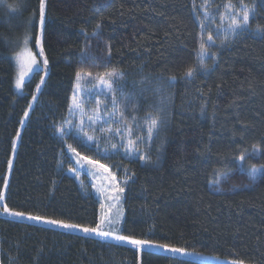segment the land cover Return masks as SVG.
<instances>
[{"label":"trees","instance_id":"16d2710c","mask_svg":"<svg viewBox=\"0 0 264 264\" xmlns=\"http://www.w3.org/2000/svg\"><path fill=\"white\" fill-rule=\"evenodd\" d=\"M196 5L47 0L41 55L35 44L39 0H3L0 264H264V4L254 7L252 31L214 49L216 60L211 55L206 68L197 59L204 36ZM26 34L37 70L19 89L16 54ZM189 68L191 78L185 76ZM77 72L117 74L118 111L139 127L149 114H159L162 126L153 138L146 128L136 158L97 155L75 135H60ZM68 149L126 180L120 234L185 254L137 250L4 214L6 203L12 210L97 226L99 201L87 179L68 174L74 168Z\"/></svg>","mask_w":264,"mask_h":264},{"label":"rangeland","instance_id":"374dc122","mask_svg":"<svg viewBox=\"0 0 264 264\" xmlns=\"http://www.w3.org/2000/svg\"><path fill=\"white\" fill-rule=\"evenodd\" d=\"M196 1V16L199 27L204 36L203 42L209 49V54L205 57L208 59L214 52V49H221L226 41L231 39L233 35L228 30V24L231 19L236 16L237 12H242V5L254 9L255 5L264 4V0H195ZM2 3H0L1 5ZM231 4L232 8L228 5ZM254 16V12L250 13V20ZM249 20V23H250ZM251 32L249 25L243 29H237V34L241 32ZM228 33L227 40L225 34ZM211 35L215 43L208 41V36ZM23 51V50H22ZM20 51V52H22ZM16 54V58L18 54ZM17 60V59H16ZM204 60V61H205ZM213 60L216 57L213 56ZM18 63V61H17ZM41 63V70L43 69ZM19 71L16 76V81L19 79L21 66L18 63ZM37 70V63L32 66L31 71L23 78V85L28 82ZM44 71V70H42ZM42 74V78H43ZM104 75H81L79 81L74 83V88L69 105L68 115L59 129L60 135L73 134L78 137L83 143L92 147L97 155L108 157H122L134 159L140 154V146L142 144L141 135L148 128L147 123L143 122L140 127L134 120H126L118 111V86L117 79L114 77H105V83L102 84L99 77ZM42 78L38 81L35 92L38 91L42 84ZM112 81V88H108V82ZM77 97L79 108L73 107V96ZM117 103L113 104V99ZM32 101L30 105H32ZM131 129V131H129ZM88 137H92L91 140ZM129 140L134 141V144H129ZM117 147L113 148L112 145ZM74 168L68 172L78 182H84L87 179L92 187V191L99 201V219L98 224L103 231H112L120 234V226L123 221L122 194L123 192H115L113 189L118 185L124 189L126 184L125 179H119L111 169L108 170L115 175L116 180L113 182L108 172L100 168L98 164L88 162V158L77 155V152L68 149ZM91 160V159H90ZM99 164H101L99 162ZM104 165V164H103ZM257 171H251V175H257ZM18 218V217H17ZM28 222L45 225L46 223L37 222L25 219ZM49 226V224H47ZM78 231V230H76ZM80 232V231H78ZM83 233V232H81ZM85 234V233H84ZM105 241L118 242L111 238H101L95 234H87ZM123 243V242H122ZM130 245V244H129ZM132 246V245H130ZM134 247V246H133ZM164 250L158 247H151ZM165 251V250H164ZM171 253L170 251H166ZM173 253V252H172Z\"/></svg>","mask_w":264,"mask_h":264},{"label":"snow or ice","instance_id":"6c2138e0","mask_svg":"<svg viewBox=\"0 0 264 264\" xmlns=\"http://www.w3.org/2000/svg\"><path fill=\"white\" fill-rule=\"evenodd\" d=\"M3 0H0V3H2ZM46 5H47V0H39V25H40V35L35 36V44L36 46L40 47V54H43V46H42V36H43V30H44V24H45V18H46ZM9 7H18V5L13 6V5H9ZM229 8H232V5L229 4L228 5ZM242 7V12H237L236 16H234L230 23L228 24V30L230 32L231 35L235 36L237 34V29H243L246 28L249 25V20H250V13L254 12V9L252 8H248L247 6H241ZM99 28V25L97 26ZM94 37L98 36L97 32L93 33ZM227 36L228 33L225 34V40H227ZM31 39V36L26 34L25 38H24V49L22 52H20L17 56V61L21 66V71L19 74V79H17L16 81V86L17 88L21 87V85L23 84V78L25 75H27V73L29 71H31V68L33 65L36 64V56L32 54L31 50L28 48V44L29 41ZM208 41L211 43H215V41L213 40V37L211 35L208 36ZM209 54V49L206 47L205 42L201 41L200 45H199V53H198V61H199V65L202 68H206V65L204 63L205 57ZM213 56H215V52L211 53ZM44 65L47 66L48 61L47 59H44L43 61ZM194 73V69L193 68H189L186 72H185V76L187 78H191L193 76ZM88 75H91L90 73H88ZM105 77H114L115 79H119V77L117 76V74L115 73H105L104 76L99 77L100 81L102 84L105 83ZM81 78V73L77 72L76 73V79L77 81H79V79ZM173 80L175 79V77L172 78ZM108 88L110 91H114V89L112 88V81L108 82ZM39 89V86H38ZM36 97H33V100H35ZM73 107L74 108H79L80 105L79 103H77V97L74 95L73 98ZM117 103V101L115 100V98L113 99V104L115 105ZM31 108V105H29V109ZM28 118V111L24 112V119ZM21 125H23L24 120H21ZM145 123H147L148 125V138H153L155 133H158L160 127L162 126L163 121L161 120L159 114H157L156 116H152L151 114H149V116L146 118ZM60 131H62V129H59ZM129 131H131V129H129ZM17 138H19V133H17ZM89 140L92 139V137H88ZM134 141L129 140V144H134ZM71 147V146H70ZM113 148H116L117 145L113 144L112 145ZM13 150H15V141H13ZM73 151H75V149H72ZM77 155H79V153H77ZM141 159H146V157H141ZM239 159L241 161L245 160V156L241 155L239 157ZM89 163H93V164H98V166L100 168H103L104 171L108 172L109 176L111 177V180L113 182H115L116 177L115 175H113L107 167H105V165L103 164H99L98 161H93V160H88ZM9 168H11L12 166V161L9 160ZM253 172L257 171V169L253 168L252 169ZM4 186L5 188H7V181L4 182ZM123 188H120L118 185L113 189V191L115 192H123ZM5 197L3 195L2 192H0V201H4ZM2 211L4 214L13 216V217H18V218H27L28 220H32V221H37V222H43L49 225H54L56 227L65 229V230H69V231H74V230H78L80 232H83L85 234H95L101 238H111L114 239L118 242H126L132 246H134L137 250H143L146 247H158V248H162L165 251H170L173 253H181V254H185V250L181 249V248H176V247H170L168 245L165 244H160V243H156L154 241H152L151 239H136L133 238L131 236L128 235H123V234H116L115 232L112 231H103L101 230L100 226L97 225L96 227H89V226H85L82 224H77V223H70V222H66L64 220H58V219H48L42 216H38V215H32L30 213H26L24 211H16V210H12L8 207V205L6 203L3 204L2 206ZM242 264V262H241Z\"/></svg>","mask_w":264,"mask_h":264},{"label":"water","instance_id":"95a60500","mask_svg":"<svg viewBox=\"0 0 264 264\" xmlns=\"http://www.w3.org/2000/svg\"><path fill=\"white\" fill-rule=\"evenodd\" d=\"M24 219H26V218H24ZM27 221V220H26ZM76 233H79L78 231H75Z\"/></svg>","mask_w":264,"mask_h":264}]
</instances>
